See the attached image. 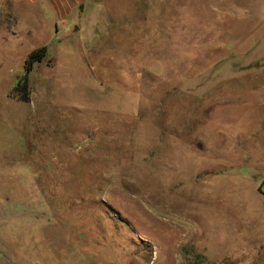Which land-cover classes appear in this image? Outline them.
Segmentation results:
<instances>
[{
    "label": "rangeland",
    "instance_id": "374dc122",
    "mask_svg": "<svg viewBox=\"0 0 264 264\" xmlns=\"http://www.w3.org/2000/svg\"><path fill=\"white\" fill-rule=\"evenodd\" d=\"M1 29L0 264H264V0Z\"/></svg>",
    "mask_w": 264,
    "mask_h": 264
},
{
    "label": "crops",
    "instance_id": "0c3cea01",
    "mask_svg": "<svg viewBox=\"0 0 264 264\" xmlns=\"http://www.w3.org/2000/svg\"><path fill=\"white\" fill-rule=\"evenodd\" d=\"M86 0H0L1 26L66 22ZM43 19L45 21H41ZM6 31V30H5ZM8 32L9 29H8ZM12 33V32H10Z\"/></svg>",
    "mask_w": 264,
    "mask_h": 264
},
{
    "label": "trees",
    "instance_id": "16d2710c",
    "mask_svg": "<svg viewBox=\"0 0 264 264\" xmlns=\"http://www.w3.org/2000/svg\"><path fill=\"white\" fill-rule=\"evenodd\" d=\"M47 50H48L47 45H43L39 48H36L29 53V55L25 60L24 77L19 81L18 85L16 86V88L21 89V90L19 89L21 91L19 95L24 100H28L30 94L29 86H28V74L32 71L33 65L36 62H39L46 57Z\"/></svg>",
    "mask_w": 264,
    "mask_h": 264
}]
</instances>
